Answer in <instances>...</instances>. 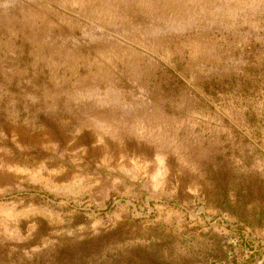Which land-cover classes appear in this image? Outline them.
Listing matches in <instances>:
<instances>
[{
	"label": "rangeland",
	"instance_id": "374dc122",
	"mask_svg": "<svg viewBox=\"0 0 264 264\" xmlns=\"http://www.w3.org/2000/svg\"><path fill=\"white\" fill-rule=\"evenodd\" d=\"M0 264H264V0H0Z\"/></svg>",
	"mask_w": 264,
	"mask_h": 264
}]
</instances>
